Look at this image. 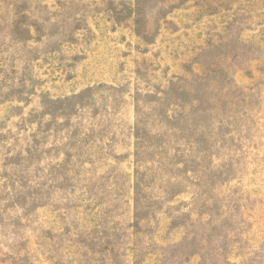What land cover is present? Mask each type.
<instances>
[{"label": "rangeland", "instance_id": "rangeland-1", "mask_svg": "<svg viewBox=\"0 0 264 264\" xmlns=\"http://www.w3.org/2000/svg\"><path fill=\"white\" fill-rule=\"evenodd\" d=\"M0 264H264V0H0Z\"/></svg>", "mask_w": 264, "mask_h": 264}]
</instances>
